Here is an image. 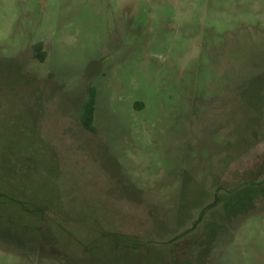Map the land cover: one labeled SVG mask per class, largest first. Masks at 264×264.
<instances>
[{"label":"rangeland","instance_id":"rangeland-1","mask_svg":"<svg viewBox=\"0 0 264 264\" xmlns=\"http://www.w3.org/2000/svg\"><path fill=\"white\" fill-rule=\"evenodd\" d=\"M0 264H264V0H0Z\"/></svg>","mask_w":264,"mask_h":264},{"label":"trees","instance_id":"trees-1","mask_svg":"<svg viewBox=\"0 0 264 264\" xmlns=\"http://www.w3.org/2000/svg\"><path fill=\"white\" fill-rule=\"evenodd\" d=\"M35 49H36V56L42 58L45 55V52L43 51V45L41 43H37L35 45ZM94 113H95V96L92 91L90 98L85 106V112L82 118L84 125L90 130H94V126H93Z\"/></svg>","mask_w":264,"mask_h":264}]
</instances>
